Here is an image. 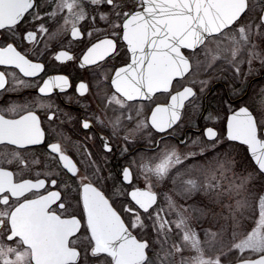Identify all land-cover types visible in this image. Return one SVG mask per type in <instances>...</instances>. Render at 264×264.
<instances>
[{
  "label": "snow or ice",
  "instance_id": "1",
  "mask_svg": "<svg viewBox=\"0 0 264 264\" xmlns=\"http://www.w3.org/2000/svg\"><path fill=\"white\" fill-rule=\"evenodd\" d=\"M0 264H264V0H0Z\"/></svg>",
  "mask_w": 264,
  "mask_h": 264
},
{
  "label": "flooded vegetation",
  "instance_id": "2",
  "mask_svg": "<svg viewBox=\"0 0 264 264\" xmlns=\"http://www.w3.org/2000/svg\"><path fill=\"white\" fill-rule=\"evenodd\" d=\"M217 87H219V85H217ZM210 102H211V100H210ZM96 146L99 147V143L98 142H96Z\"/></svg>",
  "mask_w": 264,
  "mask_h": 264
}]
</instances>
